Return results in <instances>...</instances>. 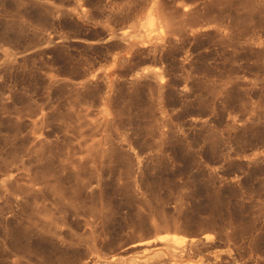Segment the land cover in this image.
I'll list each match as a JSON object with an SVG mask.
<instances>
[{
    "label": "rangeland",
    "instance_id": "obj_1",
    "mask_svg": "<svg viewBox=\"0 0 264 264\" xmlns=\"http://www.w3.org/2000/svg\"><path fill=\"white\" fill-rule=\"evenodd\" d=\"M142 262L264 264V0H0V264Z\"/></svg>",
    "mask_w": 264,
    "mask_h": 264
},
{
    "label": "bare ground",
    "instance_id": "obj_2",
    "mask_svg": "<svg viewBox=\"0 0 264 264\" xmlns=\"http://www.w3.org/2000/svg\"><path fill=\"white\" fill-rule=\"evenodd\" d=\"M143 25L146 28L144 35H142L143 42H145L146 39H152L157 36L163 38L164 28L170 26L166 15L158 7L155 8L153 12H150L146 16ZM169 237L175 240V243H179L181 239V237L178 236L177 234H167L162 238H169ZM205 238H208V236H205ZM141 264H147V262H142ZM167 264H173V263H167Z\"/></svg>",
    "mask_w": 264,
    "mask_h": 264
}]
</instances>
